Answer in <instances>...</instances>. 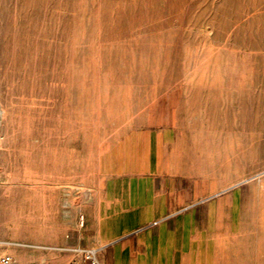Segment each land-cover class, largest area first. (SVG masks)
I'll return each instance as SVG.
<instances>
[{
  "label": "rangeland",
  "instance_id": "obj_1",
  "mask_svg": "<svg viewBox=\"0 0 264 264\" xmlns=\"http://www.w3.org/2000/svg\"><path fill=\"white\" fill-rule=\"evenodd\" d=\"M88 250L264 264V0H0V254Z\"/></svg>",
  "mask_w": 264,
  "mask_h": 264
},
{
  "label": "crops",
  "instance_id": "obj_2",
  "mask_svg": "<svg viewBox=\"0 0 264 264\" xmlns=\"http://www.w3.org/2000/svg\"><path fill=\"white\" fill-rule=\"evenodd\" d=\"M157 166H158V169H161L160 170V174H162V177L164 178L165 176L167 175H172L174 174V164H173V161L171 159L169 160H159L158 159V162H157ZM147 183L149 184V182L147 181ZM170 201L168 203V210H172L173 206H174V203H176L175 199L173 197H170ZM162 206V205H161ZM164 206V205H163ZM162 206V207H163ZM162 207H159L156 211L158 212V210L160 211ZM163 209V208H162ZM155 211V212H156ZM157 216V215H156ZM167 228V223L165 221V223H162L161 225L159 224L158 225V228L156 226L154 227H151L150 229L140 233V237L143 238L144 241H148L150 240L151 237H153L154 235H160L161 234V231L163 229ZM97 236L100 235V231L97 230L96 232ZM140 237H138L137 240H140ZM130 244V243H129ZM120 249L122 248L121 246L119 247Z\"/></svg>",
  "mask_w": 264,
  "mask_h": 264
},
{
  "label": "built area",
  "instance_id": "obj_3",
  "mask_svg": "<svg viewBox=\"0 0 264 264\" xmlns=\"http://www.w3.org/2000/svg\"><path fill=\"white\" fill-rule=\"evenodd\" d=\"M85 253L86 259H89L91 264H99L93 250H88ZM0 264H15V260L8 254H0Z\"/></svg>",
  "mask_w": 264,
  "mask_h": 264
},
{
  "label": "bare ground",
  "instance_id": "obj_4",
  "mask_svg": "<svg viewBox=\"0 0 264 264\" xmlns=\"http://www.w3.org/2000/svg\"><path fill=\"white\" fill-rule=\"evenodd\" d=\"M21 245V244H20ZM18 259H19V262L21 263V262H23L26 258H25V255L24 254H21L19 257H18Z\"/></svg>",
  "mask_w": 264,
  "mask_h": 264
}]
</instances>
